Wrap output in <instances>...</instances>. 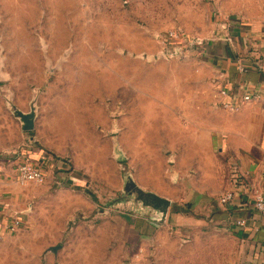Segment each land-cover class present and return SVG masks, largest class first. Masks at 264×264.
I'll return each mask as SVG.
<instances>
[{"label":"rangeland","instance_id":"obj_1","mask_svg":"<svg viewBox=\"0 0 264 264\" xmlns=\"http://www.w3.org/2000/svg\"><path fill=\"white\" fill-rule=\"evenodd\" d=\"M80 5L0 0V155L10 158L3 167L14 174L29 160L17 157L19 149L40 167L49 158L66 162L99 199L91 217L77 218L83 226L70 223L65 231V168H45L48 187L27 191L43 198L30 200L33 224L22 223L8 241L1 237L0 264H238L225 226L206 227L192 239L181 229L163 230L159 245H151L153 233L135 232V219L148 220L150 212L142 213L140 202L135 206L124 192L128 179L141 189L149 180L156 185L163 169V182L173 176L172 155L149 150L157 139L174 140L179 123L173 114L195 113L188 67L206 61L162 58L156 39V50H146L150 43L129 40L125 25L112 26L113 10L94 20ZM31 109L34 127L25 132L14 112ZM152 218L156 227L165 223Z\"/></svg>","mask_w":264,"mask_h":264},{"label":"crops","instance_id":"obj_2","mask_svg":"<svg viewBox=\"0 0 264 264\" xmlns=\"http://www.w3.org/2000/svg\"><path fill=\"white\" fill-rule=\"evenodd\" d=\"M80 8L92 10L94 20L103 10H113L111 25H125L123 33L130 36L129 40L150 43L146 50L155 51L156 35L172 29L192 33L208 43L209 55L202 59L206 62L188 67L187 85L193 94L189 102L195 113L173 114L174 122L179 123L174 140L157 139V145L149 150L172 155L174 160L170 179L163 182V169L156 185L149 180L141 187L170 202L165 223L154 226L150 213L148 220L135 219V224H140L135 232L143 237L153 233L149 241L159 245L156 236L163 230L181 229L180 234L192 239L206 227L225 226L224 232H230L226 239L234 244L231 254L238 264H264V215L251 207L237 206L227 213L218 204L219 197L235 190L233 175L243 184L234 204L243 200L251 205L257 195L264 198V0H81ZM135 9L139 12L133 13ZM119 14H124L126 21L119 20ZM86 18L84 14V23ZM96 24L105 26L104 21L96 20ZM239 64L248 66L245 73L238 72ZM240 83L246 84L247 94L253 98L234 111L219 107L218 88L232 89ZM30 155L25 151L23 159L30 160ZM6 162L0 159V240L4 235L8 241L7 222L22 216L21 224H33L31 198L37 203L43 200L27 191L46 189L44 184L50 178L47 181L46 177L44 186L20 185L16 173L3 167ZM76 171L65 173V231L70 223L76 229L83 226L77 218L91 217L99 204L98 196L84 189V175ZM173 206L176 208L171 210ZM185 206L189 209L184 210ZM235 218L254 222L258 231L235 228Z\"/></svg>","mask_w":264,"mask_h":264},{"label":"built area","instance_id":"obj_3","mask_svg":"<svg viewBox=\"0 0 264 264\" xmlns=\"http://www.w3.org/2000/svg\"><path fill=\"white\" fill-rule=\"evenodd\" d=\"M156 41L160 45L159 56L162 58H174L178 60H186L189 58H197L198 61H202V59H207L209 55L208 43L202 38L194 35L192 33H188L186 31L180 29H172L168 30L164 33L156 35ZM248 67V66H247ZM247 67H243L240 64L238 65V72L245 73L247 71ZM248 87L244 83H240L237 86H234L232 89H228L225 87L218 88L217 95V105L223 109L227 110H237L239 106L244 103L250 101L253 97L247 94ZM47 164L45 168L50 167L54 170L62 171L65 168L66 175L71 173L70 166L68 163L58 162L53 158H49L47 160ZM44 167H40L38 165H34L29 162V160H25L19 162L16 166V180L20 185L26 184H35L42 185L46 180V172ZM237 175H233V183L235 190L230 191L219 197L218 204L227 212L231 211L233 207L237 206L240 208H250L257 213L264 214V198L262 196H255L253 198L252 204L248 205L247 201L240 200L237 204H234L239 197V192L243 188V184L241 183V179H239ZM234 205V206H233ZM232 224L235 228L240 230H250L252 233H256L258 231V227L254 224V222L247 221L245 219H232ZM21 222L17 219H13L6 226V230L10 233L15 231Z\"/></svg>","mask_w":264,"mask_h":264},{"label":"water","instance_id":"obj_4","mask_svg":"<svg viewBox=\"0 0 264 264\" xmlns=\"http://www.w3.org/2000/svg\"><path fill=\"white\" fill-rule=\"evenodd\" d=\"M15 116L19 118L21 125V130L28 132L32 131L34 127V111L31 109L29 113L23 114L19 111L14 112ZM124 192L133 197L135 206L137 202H140V210L142 213H152L157 214L158 218L156 221L158 223H164L168 214L170 207V202L154 193L140 189L133 181L128 179V183L124 187ZM57 247H51L49 251L55 253Z\"/></svg>","mask_w":264,"mask_h":264},{"label":"trees","instance_id":"obj_5","mask_svg":"<svg viewBox=\"0 0 264 264\" xmlns=\"http://www.w3.org/2000/svg\"><path fill=\"white\" fill-rule=\"evenodd\" d=\"M16 155H17V157L19 156V157H21V158H24V157H26L25 156V152L24 151H21V153L18 151L17 153H16ZM16 157V156H15ZM15 157L13 156V158L12 159H15ZM0 159H7V160H9L10 158L9 157H0ZM189 209V207L188 206H185L184 207V210H188ZM264 215V214H263Z\"/></svg>","mask_w":264,"mask_h":264}]
</instances>
